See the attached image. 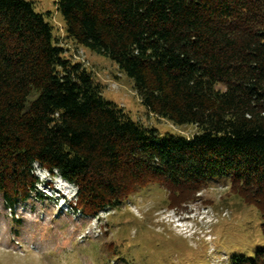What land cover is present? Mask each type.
<instances>
[{
    "label": "trees",
    "instance_id": "obj_1",
    "mask_svg": "<svg viewBox=\"0 0 264 264\" xmlns=\"http://www.w3.org/2000/svg\"><path fill=\"white\" fill-rule=\"evenodd\" d=\"M66 37L105 58L145 110L191 138L157 137L105 101L64 58L43 14L0 0V198L30 199L33 166L76 188L97 216L161 186L169 208L226 179L260 217L263 245L229 264H264V0H56ZM221 86L223 90L216 87Z\"/></svg>",
    "mask_w": 264,
    "mask_h": 264
},
{
    "label": "rangeland",
    "instance_id": "obj_2",
    "mask_svg": "<svg viewBox=\"0 0 264 264\" xmlns=\"http://www.w3.org/2000/svg\"><path fill=\"white\" fill-rule=\"evenodd\" d=\"M24 1L45 16L64 58L81 64L105 101L159 138L198 132L149 114L116 65L70 41L56 0ZM33 169L37 185L30 199L9 211L0 198V264H229L263 245L258 211L242 204L226 179L208 181L182 209L169 208L168 193L154 185L92 217L74 209L75 187Z\"/></svg>",
    "mask_w": 264,
    "mask_h": 264
},
{
    "label": "clouds",
    "instance_id": "obj_3",
    "mask_svg": "<svg viewBox=\"0 0 264 264\" xmlns=\"http://www.w3.org/2000/svg\"><path fill=\"white\" fill-rule=\"evenodd\" d=\"M55 176H57L56 174H54ZM58 177V176H57ZM73 187V186H72Z\"/></svg>",
    "mask_w": 264,
    "mask_h": 264
}]
</instances>
